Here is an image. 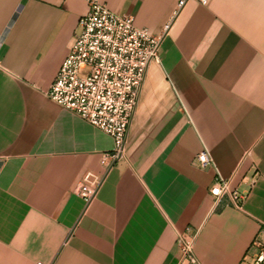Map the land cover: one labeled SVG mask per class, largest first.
I'll use <instances>...</instances> for the list:
<instances>
[{"label":"crops","instance_id":"1","mask_svg":"<svg viewBox=\"0 0 264 264\" xmlns=\"http://www.w3.org/2000/svg\"><path fill=\"white\" fill-rule=\"evenodd\" d=\"M162 34L127 133L50 99L86 0H0V264H252L264 248V0H102ZM168 24L165 29V25ZM206 148L213 165L195 156ZM91 172L86 201L75 192ZM242 195L216 202L218 177Z\"/></svg>","mask_w":264,"mask_h":264},{"label":"built area","instance_id":"2","mask_svg":"<svg viewBox=\"0 0 264 264\" xmlns=\"http://www.w3.org/2000/svg\"><path fill=\"white\" fill-rule=\"evenodd\" d=\"M187 1L178 0L172 17ZM86 2L87 10L80 16L67 54L45 94L113 138L112 149L101 156L102 163L110 166L111 162L124 156L139 89L149 63L159 60L162 34L136 25L133 15L116 12L102 0ZM195 160L203 167L214 163L206 148L196 154ZM99 183V177L87 172L75 192L89 201ZM209 191L216 202L227 196L228 202L234 206H238L242 198L220 176ZM176 243L182 260L198 263L194 238L187 230L177 234ZM252 264H264V248L259 250Z\"/></svg>","mask_w":264,"mask_h":264}]
</instances>
